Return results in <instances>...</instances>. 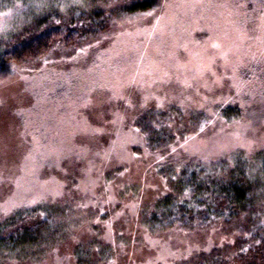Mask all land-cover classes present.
Returning a JSON list of instances; mask_svg holds the SVG:
<instances>
[{"label": "rangeland", "instance_id": "374dc122", "mask_svg": "<svg viewBox=\"0 0 264 264\" xmlns=\"http://www.w3.org/2000/svg\"><path fill=\"white\" fill-rule=\"evenodd\" d=\"M22 2L0 0V55L33 32L36 20L81 31L99 12L106 23L71 46L57 44L35 64L4 63L0 56V220L40 200L68 208L46 211L53 219L37 228L41 253L32 260L7 256L3 264L251 260L250 246L241 251L246 232L237 220L160 227L152 215L170 192L158 168L202 161L207 170L245 154L226 153L241 131L236 116H223L226 105H238L237 117L244 113L252 122L250 138L264 137V0ZM234 83L251 94L247 112ZM148 112L161 115L175 141L146 149L135 123ZM255 187L264 199V176Z\"/></svg>", "mask_w": 264, "mask_h": 264}, {"label": "trees", "instance_id": "16d2710c", "mask_svg": "<svg viewBox=\"0 0 264 264\" xmlns=\"http://www.w3.org/2000/svg\"><path fill=\"white\" fill-rule=\"evenodd\" d=\"M19 1L23 6L22 0ZM11 3L4 2L7 7ZM144 7L148 5L145 3L140 10H144ZM90 20L91 23L83 26L82 32L64 23L54 25L50 20H36L33 32L6 45L0 55L1 61L18 66L35 64L57 44L71 46L81 37L102 29L106 23L99 12H95ZM248 97L251 100V94ZM224 108H226L224 117L232 119L236 116L239 119L238 105L228 104ZM157 115H159L158 120ZM160 124H163L161 115L150 112L135 123L144 138L147 150H159L161 147H166L168 142L176 140L170 138L168 131ZM184 134L186 133L180 136ZM253 156L254 154L249 158L245 154L236 153L207 170L203 169L206 164L202 165V161L198 165L185 163L181 170L170 166L166 170L158 168L161 176L167 178L170 192L155 207L152 215L154 225L204 227L213 220H218L219 224H229L237 220L239 227H242L241 230L245 227L246 232V240L243 241L246 243L241 246H244V249L250 246L249 249L254 251L252 259L242 264H264V218L262 217L264 199L259 191L262 188L255 187L260 182V176H264L260 174V172L264 174V168L259 163L260 161L264 163V151L258 152L256 162H253ZM25 204L20 207L25 208ZM49 206V203L40 200L26 207L27 210L20 211V216L17 213L12 218L0 220V264H3L2 260L7 256L14 260L26 258L32 260L43 251L41 243L44 239L38 238L37 228L44 224V221L52 224L50 220L53 216H49L46 211L49 214H52V209L57 210L56 212L68 211V208ZM33 207L34 209H31ZM13 211L16 213L17 209ZM38 211L42 212V221L25 222V217L31 219ZM27 224L30 225L28 228L25 227ZM76 264L86 263L77 260Z\"/></svg>", "mask_w": 264, "mask_h": 264}, {"label": "snow or ice", "instance_id": "6c2138e0", "mask_svg": "<svg viewBox=\"0 0 264 264\" xmlns=\"http://www.w3.org/2000/svg\"><path fill=\"white\" fill-rule=\"evenodd\" d=\"M144 15L151 16L152 12L149 11L147 13H144ZM207 70H211V63H209ZM238 79L240 80L241 84H247L249 82L243 77H238ZM187 86L191 87L190 84H188ZM233 87L237 88V94L241 96V108H243L245 112H247V109L251 104V100L244 99V97L248 96V93L245 92L244 89L239 87V85H237L236 83L233 84ZM119 98L124 99L123 96H120ZM233 123L239 126V129H241V131L236 132V142L232 143L229 147H227V154L230 155L233 149L239 148L244 149L246 157L250 158L258 149L264 148V137L250 138L247 135V132L249 131L252 122L250 120H247L245 115L242 114L239 119H235ZM201 131H203V127H201ZM173 151H175V149H173ZM241 251H247V249H241Z\"/></svg>", "mask_w": 264, "mask_h": 264}]
</instances>
